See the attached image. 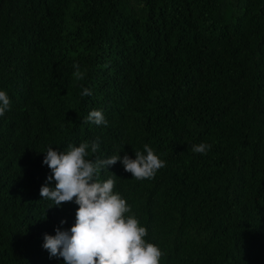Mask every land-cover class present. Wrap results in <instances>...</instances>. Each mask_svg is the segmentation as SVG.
Listing matches in <instances>:
<instances>
[{
    "label": "trees",
    "instance_id": "1",
    "mask_svg": "<svg viewBox=\"0 0 264 264\" xmlns=\"http://www.w3.org/2000/svg\"><path fill=\"white\" fill-rule=\"evenodd\" d=\"M0 90V264H64L43 237L78 206L41 198L43 152L98 138L166 161L107 169L161 264H264V0H0ZM93 109L107 126L82 123Z\"/></svg>",
    "mask_w": 264,
    "mask_h": 264
},
{
    "label": "clouds",
    "instance_id": "2",
    "mask_svg": "<svg viewBox=\"0 0 264 264\" xmlns=\"http://www.w3.org/2000/svg\"><path fill=\"white\" fill-rule=\"evenodd\" d=\"M73 68L75 79L83 80L85 73L80 66L73 64ZM81 95L91 96L92 91L84 88ZM11 104L7 92L0 90V117L11 110ZM82 123L107 126L108 121L102 109H93ZM211 147L201 142L191 145L190 150L206 155ZM99 151L98 138L82 141L78 146L68 144L63 151L49 146L43 152V165L51 175L40 188L41 198L52 202L49 208H59L64 203L78 206L75 224L68 230L57 227L55 235L45 234L43 248L50 257L62 258L64 264H161L165 253L146 241L147 228L133 213L132 205L115 191L121 178L107 169L119 162L133 179L151 180L166 167V161L148 144L143 151L134 150L135 159L127 154L101 157L96 155ZM102 172L110 173L107 179L101 178ZM53 180L54 188L49 186Z\"/></svg>",
    "mask_w": 264,
    "mask_h": 264
}]
</instances>
